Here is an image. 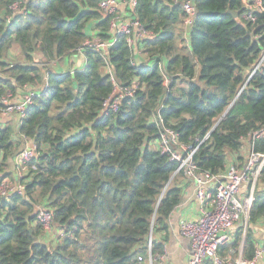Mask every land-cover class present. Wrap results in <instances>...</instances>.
I'll list each match as a JSON object with an SVG mask.
<instances>
[{
	"label": "trees",
	"instance_id": "1",
	"mask_svg": "<svg viewBox=\"0 0 264 264\" xmlns=\"http://www.w3.org/2000/svg\"><path fill=\"white\" fill-rule=\"evenodd\" d=\"M100 1L0 0V113L4 99L37 92L20 120L0 119V184L23 185L0 195V264H137L138 256L145 264L149 235L151 253H161L154 233L167 231L182 197L183 175L154 145L160 128L188 146L208 133L193 161L217 174L229 156L242 160L245 142L264 127V70L241 89L264 48V0L254 21L243 18L242 0H136L124 13L152 38L129 47L120 34L96 52L85 40L112 38ZM185 1L195 9L189 25ZM13 47L18 57L9 59ZM115 84H134V93L102 112ZM23 137L35 143L36 156L18 177L13 157ZM252 144L264 153V137ZM262 173L246 227L236 226L219 247L232 264L239 249L243 264L252 260L255 225L264 228ZM37 206L51 212L48 241Z\"/></svg>",
	"mask_w": 264,
	"mask_h": 264
},
{
	"label": "built area",
	"instance_id": "2",
	"mask_svg": "<svg viewBox=\"0 0 264 264\" xmlns=\"http://www.w3.org/2000/svg\"><path fill=\"white\" fill-rule=\"evenodd\" d=\"M242 1L247 9V12L243 13V18L254 21L252 13L260 11L262 8L261 0ZM98 6L103 15L110 16L109 32L112 34V38L109 41H100L98 38L87 39L83 44L84 47L100 52L109 48L120 34L126 35L129 47L135 46L141 38H152V34L145 31L137 19L127 17V12L124 13L125 8L133 11L136 0H101ZM182 9L186 14L184 22L189 25L194 16V6L189 1H185L182 3ZM108 70L110 71L109 68ZM259 70H264V48L247 73V78L241 89L250 77ZM134 88V84L125 87H118L115 84L114 93L104 101L102 112L116 111L122 98L133 95ZM35 95H37L35 88H30L18 100L6 101L4 99L5 105L1 114L8 115L10 119L14 117L15 121L20 120L25 113L26 105L31 103ZM262 137H264V127L254 131L248 142H245L242 160L227 163L222 172L213 174L210 171L199 169L193 161L197 146L208 138V133L195 146H188L178 140V133L172 128L165 126L160 128L155 146L170 160L176 162L173 174L181 173L183 177L193 179L196 183L197 217L184 219L179 224V232L187 238L191 249L187 264H203L205 260H209L212 264H226L225 258L219 254V247L231 241L236 226L242 225L245 228L247 225L253 191L264 171V153L254 151L252 140ZM23 142L25 143L24 146L13 157L14 169L18 177L24 176L28 167L34 168V165L28 163L36 156L35 143L26 137H23ZM243 187L246 188V195L244 198H240L238 195ZM11 190L21 192L23 185L11 186L7 180H3L0 184V195ZM35 211H37V221L44 230L51 229V212L42 206H37ZM263 242H258L254 257L248 264L263 263ZM146 247L148 254L144 262L147 264H167L164 249L161 253H151L150 235L146 241ZM138 260L137 264H142L141 256H138ZM244 262L243 259H240L238 264Z\"/></svg>",
	"mask_w": 264,
	"mask_h": 264
},
{
	"label": "crops",
	"instance_id": "3",
	"mask_svg": "<svg viewBox=\"0 0 264 264\" xmlns=\"http://www.w3.org/2000/svg\"><path fill=\"white\" fill-rule=\"evenodd\" d=\"M73 61L77 64L76 67L81 68L83 66L84 59L82 55H76ZM9 120L11 119L9 118ZM235 160V156L228 157V163L234 162ZM178 184L182 189V197L179 204L173 209L169 216V227L165 232L154 233V238L163 244V249L166 252L167 264L188 263L191 249L187 238L183 237L179 232V224L184 219H195L198 214V202L195 196V181L190 178L182 177ZM245 193L246 188L243 187V190L241 191V193H239L238 197L244 198L246 195ZM258 224H262V222H259ZM257 227L258 226H256L254 229L255 238L259 243H261L262 241H264V229H259ZM232 251L233 250H231V253ZM240 251L241 250L239 249L237 258L235 259V264H238L239 259H242ZM226 259L229 260L230 264H232L229 256H227ZM145 264L147 263L145 262Z\"/></svg>",
	"mask_w": 264,
	"mask_h": 264
},
{
	"label": "rangeland",
	"instance_id": "4",
	"mask_svg": "<svg viewBox=\"0 0 264 264\" xmlns=\"http://www.w3.org/2000/svg\"><path fill=\"white\" fill-rule=\"evenodd\" d=\"M18 53H19V51L16 49V47H13L10 51H8V58L9 59H13V58H16V57H18ZM79 63V62H78ZM75 65H77L76 63H75ZM13 99H11L10 101H12ZM2 113V112H1ZM0 113V119L2 120V121H9V116L8 115H2ZM15 118L13 117L11 120H14ZM10 120V121H11ZM15 122V121H14ZM17 175V174H16ZM8 182V181H7ZM10 185L11 186H14V184H11L10 183ZM260 225V226H259ZM256 226H258L257 228H259V229H261V228H263V225L262 224H258V225H256ZM255 226V227H256ZM43 227V226H42ZM264 229V228H263ZM51 230H53L52 229V227H51V229H49V230H44V228H43V231L45 232L44 234L45 235H43L42 236V239L44 240V239H47V241H48V239H50V236L52 235V233H53V231L51 232ZM257 234V233H256ZM226 260V264H230L229 263V260H227V259H225ZM240 260V259H239Z\"/></svg>",
	"mask_w": 264,
	"mask_h": 264
},
{
	"label": "water",
	"instance_id": "5",
	"mask_svg": "<svg viewBox=\"0 0 264 264\" xmlns=\"http://www.w3.org/2000/svg\"><path fill=\"white\" fill-rule=\"evenodd\" d=\"M229 13L235 18V20L237 21V23H239V24H241V20H240V18H239V15H238V12L237 11H229ZM239 94V93H238ZM237 94V95H238ZM225 113H226V111H225ZM216 125V124H215ZM214 125V126H215ZM214 126H213V128H214Z\"/></svg>",
	"mask_w": 264,
	"mask_h": 264
}]
</instances>
